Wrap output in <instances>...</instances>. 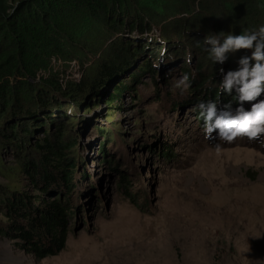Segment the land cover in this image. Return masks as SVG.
<instances>
[{"label":"rangeland","instance_id":"rangeland-1","mask_svg":"<svg viewBox=\"0 0 264 264\" xmlns=\"http://www.w3.org/2000/svg\"><path fill=\"white\" fill-rule=\"evenodd\" d=\"M94 30L104 40L103 32ZM159 32L154 27L150 35ZM249 32L239 25L226 31ZM100 37L87 47L92 51L65 43L69 54L51 56L47 72L62 84L94 75L108 43ZM228 54L238 69L248 56L238 50ZM159 67L157 84L148 71L139 73L135 89L128 88L111 107L102 97L77 113L75 104L64 105L71 119L61 120L68 124L65 135L75 142L66 154L75 171L70 191L61 197L63 187L53 191L55 183L33 181L22 169L23 163H42L49 170L53 157L44 162L34 144L45 134L51 137L54 122L37 127L25 147L0 145V228L10 224L1 202L11 193L26 194L42 208L68 197L69 209L67 239L58 254L38 259L20 238L0 233V264H264V136L242 135L231 143L216 133L205 138L198 112L210 90L200 98L193 88L177 87L185 75L178 59ZM189 70L193 73L194 65ZM213 81L211 88L219 84ZM261 100L264 92L243 107L250 111Z\"/></svg>","mask_w":264,"mask_h":264},{"label":"trees","instance_id":"trees-1","mask_svg":"<svg viewBox=\"0 0 264 264\" xmlns=\"http://www.w3.org/2000/svg\"><path fill=\"white\" fill-rule=\"evenodd\" d=\"M88 23L103 32L104 40ZM262 23L264 0H0V145L25 147L37 127L44 129L54 122L51 137L44 132L34 144L44 162L49 155L53 157L49 170L42 163H23L22 169L32 173L33 181L55 183L56 190L49 187L53 191L63 187V192L58 191L61 197L70 191L75 171L73 158L66 154L75 142L65 135L68 124L61 120L69 113L64 105L75 104L77 113L79 106L88 110L91 102L102 97L111 107L128 88L135 89L139 73L148 71L157 84L159 70L154 63L165 67L178 59L181 65L185 63L181 72L188 76L195 95L201 98L209 89L207 103L238 107L236 89L228 94L222 88L223 73L239 70L233 57L226 53L222 64L215 62L204 40L207 36L222 40L232 26L258 31ZM154 27L159 28L158 37L150 35ZM98 37L108 43L94 75L62 84L57 74L47 72L51 56L69 54L65 43L74 50L80 45L92 51L87 47ZM238 51L251 57L254 49ZM213 79L219 84L211 88ZM104 151L102 143L99 153ZM62 199L54 198L42 208L26 194L11 193L1 202L10 224L0 228V233L20 238L21 246L38 259L58 254L65 247L69 213L68 197Z\"/></svg>","mask_w":264,"mask_h":264},{"label":"clouds","instance_id":"clouds-1","mask_svg":"<svg viewBox=\"0 0 264 264\" xmlns=\"http://www.w3.org/2000/svg\"><path fill=\"white\" fill-rule=\"evenodd\" d=\"M204 44L213 60L221 64L226 60L225 54L230 51L254 49L251 57L245 56L239 60V70L228 71L222 80L224 92L231 94L234 88L238 92L239 106L233 110L231 104H225L218 111L217 103L213 101L199 105L204 119L205 138H214L213 133H216L219 140L228 143L242 135L249 140H259L264 136V100L254 103L250 111L244 109L243 102L253 101L264 92V26L258 31L229 35L222 40L217 36H207ZM153 66L159 67V64L154 63ZM176 86L186 90L189 87L188 76L184 75Z\"/></svg>","mask_w":264,"mask_h":264},{"label":"bare ground","instance_id":"bare-ground-1","mask_svg":"<svg viewBox=\"0 0 264 264\" xmlns=\"http://www.w3.org/2000/svg\"><path fill=\"white\" fill-rule=\"evenodd\" d=\"M86 191V190H85ZM85 191H83V192H85Z\"/></svg>","mask_w":264,"mask_h":264}]
</instances>
